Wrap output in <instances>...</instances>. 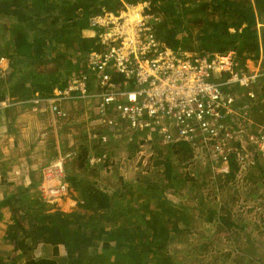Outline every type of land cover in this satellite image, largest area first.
I'll return each mask as SVG.
<instances>
[{"label":"trees","instance_id":"trees-1","mask_svg":"<svg viewBox=\"0 0 264 264\" xmlns=\"http://www.w3.org/2000/svg\"><path fill=\"white\" fill-rule=\"evenodd\" d=\"M138 1L142 0H2L0 14L6 17L2 28L9 37L0 43V57L10 59V68L8 77L0 81V102L6 96L25 99L35 94L51 95L56 87H65L73 73L86 70L88 54L103 49L98 42L101 30L91 25V18L105 12L118 13L125 3ZM150 2L147 11L156 16L155 35L167 46L209 53L233 52L239 66L247 71L246 61L258 63L264 55V0ZM89 30L95 34L86 35ZM117 77L123 78L114 76L116 80ZM234 90L250 110L253 124H262L264 74L256 83L255 97L246 95L243 91L247 89L239 86ZM155 145L152 160L160 180H152L146 173L138 175L132 184L120 177V187L111 194L96 183L69 173L67 180L78 191L79 204L89 211L88 217L77 223L76 211H50L40 198L37 213H32L26 226L22 225L28 235L16 245L11 260L15 262L20 256L24 257V264H182L170 252V244L190 230L191 215L185 205L172 202L167 193H176L181 186L197 182L198 174L191 169L194 149L185 141ZM101 150L98 147L94 153L100 154ZM88 153L87 147L78 152L82 167L88 163L84 159ZM231 164L226 177L216 175L221 187L239 169L234 158ZM209 171L207 167L205 172ZM263 174L264 171L260 176ZM114 199H118V204L110 212ZM3 206L0 203V222ZM32 208L26 211L29 216ZM210 212L216 215V209ZM219 221L222 226H238L231 220V210L226 205L220 207ZM57 236L64 244L66 262L35 256L40 242L54 245ZM12 240L17 241L16 237ZM18 249L21 252L16 254ZM240 257L244 259V253ZM247 264L264 262L254 259Z\"/></svg>","mask_w":264,"mask_h":264},{"label":"built area","instance_id":"built-area-1","mask_svg":"<svg viewBox=\"0 0 264 264\" xmlns=\"http://www.w3.org/2000/svg\"><path fill=\"white\" fill-rule=\"evenodd\" d=\"M127 4L118 12L91 18L98 27L100 51L86 58V70L73 73L68 84L56 87L51 95L36 94L29 100L49 107L54 117H67L63 102L83 100L93 105L108 128L99 135L107 144L113 137L129 135L137 146L143 168L154 155L150 141L168 145L185 141L194 149V165H206L215 175L226 177L232 159L237 173L246 171L253 150L264 152V123L254 125L250 111L236 95V86L252 89L264 70L239 66L233 52L209 53L172 48L155 35L156 16L149 13L150 0ZM95 34V32H94ZM93 34V35H94ZM249 61V60H248ZM10 59L0 57V81L6 78ZM119 75L123 78H114ZM6 96L0 109L10 104ZM77 152H60L41 170V199L52 206L69 196L66 162ZM108 150L90 153L85 160L92 166L105 163ZM248 162V164H247Z\"/></svg>","mask_w":264,"mask_h":264},{"label":"crops","instance_id":"crops-1","mask_svg":"<svg viewBox=\"0 0 264 264\" xmlns=\"http://www.w3.org/2000/svg\"><path fill=\"white\" fill-rule=\"evenodd\" d=\"M262 57L263 55H261L258 63L249 60V66L251 64L255 69L264 70L261 63ZM35 95L25 99L11 97L10 104L0 109V203H4L2 208L3 219L0 222V261L7 262V264L25 263L24 257L19 256L15 262L11 260V257L16 245L28 235L22 225H27L29 218H33L32 213H37V204L39 202L42 203L39 190L42 167L57 158L60 152L71 148L79 152L83 147H87L89 149L88 154L94 153L91 146H88L89 143L95 144L97 142L102 148L101 152L108 150L111 157L113 156L112 150L108 148L110 142L103 144L99 138V135L103 133V127H105V131L108 128L101 122L100 117L96 113L88 109L86 101L70 100L63 102L68 115L62 118L54 117L47 105L30 102L29 100L34 98ZM74 119L83 120L84 125L87 123L91 125L90 127H84L86 129L83 130V139H78L76 135H71L67 148L64 136L68 132V128L73 127L68 126L67 121L70 124L71 120ZM73 132L79 133L80 131L73 129ZM113 139L123 140L122 137H113ZM149 144H152V141ZM135 145H133V148L137 151V146ZM107 162L98 167L89 163L82 167L77 162V173L72 172V174L87 180L88 178L85 177L88 175L93 176L94 172L102 171V173L106 174L109 172L111 174L112 170ZM130 167L132 168V165ZM141 167V172L138 171L136 173L135 180L138 175L147 173V169ZM119 168L122 169L123 166L120 165ZM125 169H127V166ZM80 170L87 171L88 174ZM116 173L123 178L126 174L125 171L120 169L116 170ZM98 174L100 175V172ZM132 178L127 180H130L133 184L135 180L132 181ZM89 181L96 183L100 188L111 194L118 188L109 189L108 186L98 183V179ZM114 201L116 202L110 207V212L118 204V199H114ZM61 205H65L69 212H77L75 217V222L77 223L84 222L85 218L88 217L89 211L80 206L78 191L71 185L69 196L62 199L56 207ZM32 207L36 208V210H33ZM48 207L51 208L50 211L58 209L49 204ZM29 208H32L31 213L29 212L31 216L26 212ZM36 218L37 215L34 216L37 221ZM13 237H16V242L12 240ZM20 252L21 250L18 249L15 253L18 254ZM34 254L38 258L56 259L59 263H64L67 260L64 244L58 236L54 245L40 242L34 250Z\"/></svg>","mask_w":264,"mask_h":264},{"label":"rangeland","instance_id":"rangeland-1","mask_svg":"<svg viewBox=\"0 0 264 264\" xmlns=\"http://www.w3.org/2000/svg\"><path fill=\"white\" fill-rule=\"evenodd\" d=\"M142 1L133 4L140 5L143 4ZM5 18L3 14H0L1 44L6 42L9 37L6 30L2 28ZM93 34V30L86 31V35L91 36ZM247 62L249 65V61ZM253 62L255 61L253 60ZM261 63L264 67V55ZM249 68L255 69L251 64ZM5 77H8V72ZM256 83L252 87L254 92ZM243 92L245 93V91ZM241 103L245 102L241 101ZM86 105L90 111L94 110L93 105L89 104V102H86ZM67 125L73 126L68 128V132L64 136V142L68 148L71 135H76L78 139H83V130L86 129L84 127H90L91 124L87 123L84 125L83 120L74 119L71 120L70 124L67 121ZM73 129L80 132L74 133ZM120 137L123 140L113 139L108 144L109 149L113 152V156L107 160L112 173L108 172L105 174L99 171V175V172H94V177L92 175L85 177L88 178V181L98 179V183L106 185L113 190L115 187H120L119 179L121 176L116 173V170L119 169L126 172L124 175L125 179L133 177L132 181L135 180L136 173L140 171L141 166L143 168L141 163L143 157H137L139 155L136 154L137 151L134 150L133 144L129 142V135ZM154 144L160 145L157 141L152 142L153 147H156ZM88 146H91L94 151L100 147L97 142L95 144L89 143ZM253 151L254 153L252 152L251 154L253 162L247 166L246 171L241 175L236 173L223 187L219 186L221 181H217L216 175L212 171L205 172L208 166L195 163L191 166V169L198 174L197 182L193 185L186 184L181 186L176 193H167V197L172 202L185 205L191 215L190 230L183 233L181 239L170 244V252L173 253L176 260L182 264H247L248 261H253L254 259L264 262V174L262 177L260 176L262 171H264V152ZM154 153L156 154V150ZM77 155L78 152L74 157L67 160V175L69 173L72 174V172L77 173ZM153 156L148 159L144 169H147L146 175H149L152 180H160V176L154 166V160H152ZM120 165L123 166L122 169L119 168ZM130 165H132V168ZM258 165L262 166L263 169L260 170ZM126 166L127 169H125ZM84 172L87 173V171ZM248 175L252 178H247ZM225 205L231 210V220L238 225L237 227L233 226L231 228L221 225L219 221L220 207ZM55 208L69 212L65 205L55 206ZM213 209H216V215L210 212ZM209 216L212 217L210 220L207 219ZM240 253H244V259L240 257ZM236 260L240 262L238 261L237 263Z\"/></svg>","mask_w":264,"mask_h":264},{"label":"clouds","instance_id":"clouds-1","mask_svg":"<svg viewBox=\"0 0 264 264\" xmlns=\"http://www.w3.org/2000/svg\"><path fill=\"white\" fill-rule=\"evenodd\" d=\"M140 2V1H139ZM127 4H131V3H127ZM133 4V3H132Z\"/></svg>","mask_w":264,"mask_h":264},{"label":"bare ground","instance_id":"bare-ground-1","mask_svg":"<svg viewBox=\"0 0 264 264\" xmlns=\"http://www.w3.org/2000/svg\"><path fill=\"white\" fill-rule=\"evenodd\" d=\"M70 204V203H69Z\"/></svg>","mask_w":264,"mask_h":264}]
</instances>
